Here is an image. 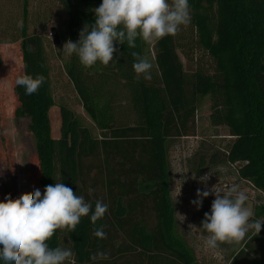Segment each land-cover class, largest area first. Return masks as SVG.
<instances>
[{"label": "trees", "instance_id": "trees-1", "mask_svg": "<svg viewBox=\"0 0 264 264\" xmlns=\"http://www.w3.org/2000/svg\"><path fill=\"white\" fill-rule=\"evenodd\" d=\"M28 1L23 0L19 34L22 75H43L45 82L32 95L16 84L15 118L30 121L28 132L36 143V188L43 195L47 185L62 182L79 195V184L85 190L92 175V188L101 186L105 193H84L85 200L92 202L93 210L96 200L108 205L95 226L90 212L81 217L74 232L58 229L49 247L71 248L76 264H128L133 255L136 264L146 260L147 264H199L177 232L169 142L195 136L196 114L208 99L212 126L227 128L234 138L227 162L237 167L240 179L264 194V0H189L190 25L199 49L213 60V73L185 68L176 35L159 39L154 57L140 37L134 49L126 42H114L118 52L108 66L97 61L85 68L73 54L67 72L101 134L95 137L68 107L61 106L58 139L53 136L51 111L56 101L45 42L28 33ZM60 2L69 17L65 37L76 42L84 25L95 23L93 9L102 0ZM133 51L152 64L151 80L137 77ZM87 160L96 163L87 166ZM9 194L7 190L4 199ZM150 213L155 219L151 227ZM100 225L105 226L106 239L93 235ZM255 241L264 242V225L231 264L242 257L246 264H264V246L255 259L246 254ZM98 251L109 253V259L92 261L91 255Z\"/></svg>", "mask_w": 264, "mask_h": 264}, {"label": "rangeland", "instance_id": "rangeland-1", "mask_svg": "<svg viewBox=\"0 0 264 264\" xmlns=\"http://www.w3.org/2000/svg\"><path fill=\"white\" fill-rule=\"evenodd\" d=\"M28 5V33L30 36L39 35L44 39L51 72L56 101V107L51 111L53 136L56 139L61 137L60 107L66 106L95 137H99L101 133L83 108L75 84L67 72L66 64L72 55L69 56L62 50L64 43L68 41L65 37V24L69 17L64 6L60 0H29ZM22 23L23 0H0V201H4L7 190L12 199H16L24 193L35 191L37 183L34 173L37 163L33 156L36 143L28 132L30 121L15 118L18 105L15 95L16 80L22 76V50L19 40ZM53 29L56 33H52ZM55 34L59 36L58 46L54 44ZM176 37L180 46L178 54L187 70L202 68L208 73H213V60L199 49L190 23L181 25ZM157 41L148 43L151 57H154ZM210 107L208 99L203 101V106L195 117V136L172 139L169 142L171 191L177 210L178 235L194 251L199 264H231L236 255L246 248L245 245L252 242L254 231L250 230L238 243H223L215 249L209 248L205 244L208 233L201 228V222L204 214L210 213L215 196L204 198L199 210L191 201L197 199V189L205 191L216 186L217 189L225 191L237 185L239 190L247 195L246 205L253 211L250 222H264V194L240 179L237 167L227 162V150L234 138L229 136L227 128L212 126ZM94 162L87 160L86 165ZM202 177L206 181H202ZM92 185L93 177L90 175L86 179L85 190L83 184H79V195L92 194L89 188L99 195L105 193L101 186L92 188ZM147 219L149 227L154 226L155 219L151 213ZM189 225L195 227L190 228ZM251 246L253 250L249 249L246 254L249 259H255L264 242L255 241ZM246 263L247 259L242 257L237 264Z\"/></svg>", "mask_w": 264, "mask_h": 264}, {"label": "clouds", "instance_id": "clouds-1", "mask_svg": "<svg viewBox=\"0 0 264 264\" xmlns=\"http://www.w3.org/2000/svg\"><path fill=\"white\" fill-rule=\"evenodd\" d=\"M93 11L95 23H86L79 40L66 41L62 49L69 56L75 54L85 68H92L97 61L108 66L118 52L114 42L121 45L126 42L134 49L137 37L151 43L168 35L175 36L180 26L188 25L192 19L189 0H171V3L168 0H102ZM131 55L135 59L133 69L137 77L142 75L145 80H151L153 66L149 60L135 51ZM44 82L43 75L33 78L25 74L16 80L18 86L24 87L26 95L36 93ZM204 177L202 181H206ZM92 191L89 188V192ZM209 195H214L215 199L210 213L206 212L201 222V228L208 233L207 247L215 249L219 244L238 243L250 230L255 235L261 232L264 222H250L253 211L246 205L247 195L237 185L225 191L216 186L205 191L197 189V199L191 203L199 210L203 199ZM107 211L108 205L102 200L95 201L93 210L92 202L62 182L47 185L43 195L39 188L16 199L9 194L0 201V261L3 264H76L71 248H50L48 241L58 229L74 232L81 217L90 212L95 226ZM104 228V225L94 227L93 235L106 239ZM90 259L107 260L109 253L98 251Z\"/></svg>", "mask_w": 264, "mask_h": 264}, {"label": "crops", "instance_id": "crops-1", "mask_svg": "<svg viewBox=\"0 0 264 264\" xmlns=\"http://www.w3.org/2000/svg\"><path fill=\"white\" fill-rule=\"evenodd\" d=\"M137 260H136V256H129L128 258V264H136ZM145 264H147V260L145 261Z\"/></svg>", "mask_w": 264, "mask_h": 264}, {"label": "water", "instance_id": "water-1", "mask_svg": "<svg viewBox=\"0 0 264 264\" xmlns=\"http://www.w3.org/2000/svg\"><path fill=\"white\" fill-rule=\"evenodd\" d=\"M52 33H56V30L53 29V30H52ZM54 44H55L56 46H58V45L60 44L59 36H58L57 34H55Z\"/></svg>", "mask_w": 264, "mask_h": 264}]
</instances>
